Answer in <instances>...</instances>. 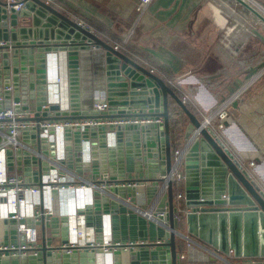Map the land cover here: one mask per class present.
Masks as SVG:
<instances>
[{"label": "water", "instance_id": "95a60500", "mask_svg": "<svg viewBox=\"0 0 264 264\" xmlns=\"http://www.w3.org/2000/svg\"><path fill=\"white\" fill-rule=\"evenodd\" d=\"M235 1L255 13L241 0ZM23 2L24 7L15 11L7 6L6 0H0V41L6 43L0 46V98L3 99L0 109L9 108L11 100L20 99L23 110L34 107L39 111L41 106L46 105L47 62L59 54L66 58L70 111L60 113L59 105L51 104L33 121L95 118L156 120L159 117L163 120L161 124L110 126L115 131L114 145L107 146L106 134L102 131L100 140L91 144L89 160L81 156V139H97L98 133L93 130L81 132L78 128L64 129L65 160L60 158L59 161L79 174L90 175L94 183L104 186L103 192H93L92 202L79 213L86 218L94 214L98 219L101 213H118L122 226L130 221L134 227L137 219L141 223L139 228L135 226L138 232L143 231L145 225L151 230L155 228L157 235L149 242L144 238L145 232H139L138 238L129 235V239L145 242L120 245L129 249L132 264H178L180 254L176 250L175 238L182 239L184 236L179 231L183 220L188 225L187 233L226 257L227 264H264V191L209 128L202 129L199 138L180 156L177 170L185 177L181 184V199L175 202L173 183L168 181L166 193L153 213L157 222L146 223L141 217H134V197L138 190L125 189L123 185L130 182L145 184L144 192L149 204L156 197L163 178L172 171L175 147L170 141L169 99L189 121L184 144L193 130L199 127V118L154 72L114 45L99 39L89 28L41 0ZM254 35L264 44L262 35L256 31ZM93 47L103 51L105 97L110 109L106 114L87 111L81 105L79 53ZM262 69L264 59L249 67L242 78H237L227 88L228 96L237 95ZM236 103L233 100L231 105L235 107ZM36 136L39 137V129H36ZM36 148L41 150L39 142ZM6 155L10 159L13 151L8 149ZM15 155L17 171L26 172V166L32 164L41 174L48 165L34 156H22L20 149L15 151ZM7 167L12 170L10 161ZM101 174L107 176L106 181L95 180ZM128 174L142 177L128 178ZM37 184L40 186V183ZM110 184H119L120 187ZM164 207L166 213L160 217ZM40 222L43 229L50 228L58 233L59 225L66 219L51 217L47 220L41 216ZM8 223L11 230H15L16 222L9 220ZM97 225L100 226L99 222ZM134 246L138 248L136 253L132 250ZM99 247L97 245L96 249L99 250ZM69 248L66 241L58 247H48L42 241L41 247L27 251L26 256H0V264H64L60 254ZM88 249L89 244L72 248L68 254L70 263L77 264L79 257L87 256ZM214 260L216 258L209 257V261Z\"/></svg>", "mask_w": 264, "mask_h": 264}, {"label": "crops", "instance_id": "0c3cea01", "mask_svg": "<svg viewBox=\"0 0 264 264\" xmlns=\"http://www.w3.org/2000/svg\"><path fill=\"white\" fill-rule=\"evenodd\" d=\"M136 2L137 0H55L52 6L89 28L99 39L114 45L138 64L154 72L170 89L172 86L177 88L188 97L196 111L206 112L216 107L228 96L227 88L237 78H242L249 67L263 60L262 58L259 62H253L249 57L252 54H249L244 58L245 62L237 61V54L243 47L242 43L237 42L241 29H225L228 18L221 9L220 0H152L139 19L135 10ZM257 32L261 35L259 31ZM254 36L264 45L256 35ZM54 58L57 63L64 65L65 58L59 54ZM79 70L81 105L82 108L88 109L95 96L101 92L105 93L103 51L93 47L80 52ZM262 70L234 97L233 100L237 103L235 107L231 105L228 110L229 118L224 131L226 134L223 132L222 140L241 163H254V167L247 166L246 169L264 191V69ZM169 107L172 110H179L171 99ZM180 114L179 110L182 123L180 129L177 127L178 130L175 131L173 145L175 148L184 145V133L189 123L188 119ZM89 177L92 180L90 175ZM126 177L140 178L142 175L128 174ZM179 191L182 194L181 185ZM138 192L145 193L141 188ZM174 193L176 194V191ZM153 201L152 199L148 207L143 209L142 214L134 213V217H141L146 223L153 222L144 216V212L150 210L152 206L154 209L158 207L160 199L156 203ZM3 212L4 209H0V213ZM101 214L99 219L94 214L88 218L80 216L82 221L79 223L78 220L73 229L69 226L70 223L69 225L66 222L61 223L58 233H54L50 228L43 229L41 223H38L36 228L39 241L36 248L41 247L42 241L48 247L61 246L63 241L68 243L70 239L76 238L73 233L75 230L81 232V242H88L92 238L96 243L102 242L106 235L110 236L113 244L127 245H140L145 242L140 239L132 242L129 235L138 238L139 232H145L144 238L147 242L157 235L155 228L151 230L146 225L143 231L138 232L135 226L139 228L141 223L136 221L137 219H134L136 222L134 227L130 225L132 224L130 221L128 225L125 222L122 226L120 214ZM96 222H99L100 226ZM65 226L70 227L69 239L66 237ZM187 229L188 225L184 220L181 221L179 231L184 238H175L179 254L185 251V238H191ZM17 241L18 238L8 221L1 218L0 245L16 244ZM203 248L213 254L217 253L206 246ZM132 250L136 253L138 248L134 246ZM128 251L127 248L106 254L97 249L88 250L87 256L79 257L77 264H132ZM60 255L64 264H72L68 254L62 252ZM178 264H227V262L226 257L219 256L214 261L180 260Z\"/></svg>", "mask_w": 264, "mask_h": 264}, {"label": "built area", "instance_id": "2783aa9c", "mask_svg": "<svg viewBox=\"0 0 264 264\" xmlns=\"http://www.w3.org/2000/svg\"><path fill=\"white\" fill-rule=\"evenodd\" d=\"M47 5H53L55 0H41ZM152 0H137L135 10L138 19L147 10ZM7 6L19 11L24 7L23 0H6ZM6 45L5 42L0 41V46ZM116 48V47H115ZM56 57V56H54ZM51 58L46 69L47 80V102L46 105L41 106L37 111L34 107H29L26 110L22 108V100L12 101L9 108L0 109V209H4L0 213V219L14 220L16 228L14 235L18 238L16 244L0 245V256L8 257H23L28 254L27 251L35 249L38 245L37 224L41 223L40 218L44 216L45 219L51 217L65 218L66 223L70 227L75 228L76 223L82 216L79 211L84 209L86 205L92 202L94 191H104L103 185L94 183V180L88 178L84 174H79L75 169H69L59 161L60 158L65 160L64 140L62 133L66 128H78L81 132H89L93 130L98 133L97 139H90L88 141L81 139V156L84 160H89V152L92 143H97L100 140V133L102 131L106 134L107 146L114 145L115 131L110 129L121 125H144V124H161L162 118L156 120L150 118L137 119H117V118H95L85 120H41L33 121L37 115H41L44 110L51 104L59 105L60 113L69 112V95H68V79L66 58L64 65L57 63L55 58ZM63 85V87H62ZM61 87V88H60ZM11 89V88H7ZM236 96V95H235ZM235 96L225 97L216 107L209 111H197L200 124L195 128L190 137L186 140L183 147H178L173 150V167L168 176L163 178L159 185L156 197L153 203H156L167 190V182L173 183V188L176 191L174 200L179 201L182 194L179 187L185 180L182 172L178 171V164L180 156L197 138L202 129L209 128L218 138L222 140V134L225 129V122L229 118L228 110ZM188 99L187 96H185ZM3 101L2 97L0 102ZM17 109L19 112H17ZM87 111H96L98 114H106L110 111L106 101L105 93L93 98L91 106ZM53 114V113H52ZM49 115V113H48ZM36 129H39V137L36 136ZM51 131V132H50ZM25 136V137H24ZM223 141V140H222ZM39 142L41 150L36 148ZM11 149L13 151L12 157L8 159L6 151ZM21 150L22 156L36 157L41 162H46L48 165L43 168V172L38 174L36 165H28L27 171H17L15 151ZM52 154V155H51ZM12 163V170H8L7 162ZM244 167H254L253 162L242 163ZM26 173V174H25ZM38 177V180H37ZM36 178V181H33ZM95 180L106 181L107 176L102 175ZM37 183H40L38 186ZM114 185V184H113ZM110 184V186H113ZM119 186V184H115ZM145 184H138L130 182L123 185L125 189H139L144 190ZM133 211L136 214H142L144 208L148 207L146 194L136 191L134 197ZM155 207L144 212L147 220L156 222L153 216ZM148 212V213H147ZM166 213H160L163 217ZM176 217V215H175ZM82 219L79 221V223ZM73 223V224H72ZM67 226L66 237L70 238V227ZM75 239L68 242L69 249L65 252L69 254L72 248L84 247L89 244L88 250H96V246H100L99 250L110 254L113 251H120L122 248L119 244H113L110 236L104 235L102 242L96 243L93 238L88 242H81V232L75 230ZM98 250V249H97ZM97 255V253H96ZM209 257L218 258L217 253L206 251L201 245L196 244L189 238L186 239L185 251L180 254V260L188 262H207Z\"/></svg>", "mask_w": 264, "mask_h": 264}, {"label": "rangeland", "instance_id": "374dc122", "mask_svg": "<svg viewBox=\"0 0 264 264\" xmlns=\"http://www.w3.org/2000/svg\"><path fill=\"white\" fill-rule=\"evenodd\" d=\"M220 1L222 6L221 9L228 18V25H226L225 29H237V30L241 29L239 30L237 42L242 43L243 47H242V51L237 54V58H238L237 61L245 62L246 59L244 58L247 57L249 54H252L249 57L252 58L253 62H259L260 60H262V58L264 59V45H262L253 35L254 34L253 32L256 30L259 31L261 35H264V21L263 22L258 21L254 16L256 12L253 14L252 11H250L248 8L241 5L240 3L236 2L235 0H220ZM254 1L264 9V0H254ZM257 14L258 13H256L255 15L258 17ZM173 115H174L173 124L176 126V129L177 127L180 129L182 120H181V116H179V110H173ZM224 133L226 134V132ZM178 134L181 135V132H179ZM190 240L193 241V243L195 242L196 244H199L201 246L203 245L201 242H197V240L194 237H191ZM217 255L220 256L219 254Z\"/></svg>", "mask_w": 264, "mask_h": 264}, {"label": "trees", "instance_id": "16d2710c", "mask_svg": "<svg viewBox=\"0 0 264 264\" xmlns=\"http://www.w3.org/2000/svg\"><path fill=\"white\" fill-rule=\"evenodd\" d=\"M172 91L179 97V99L184 103V105L186 106V108L193 113L194 115H198L196 109L194 108V106L192 105V103L185 98V96L175 87L172 86ZM175 104V103H174ZM170 110V118H169V124H170V141H171V145H174V135H175V131H176V126L173 124V110Z\"/></svg>", "mask_w": 264, "mask_h": 264}, {"label": "bare ground", "instance_id": "6f19581e", "mask_svg": "<svg viewBox=\"0 0 264 264\" xmlns=\"http://www.w3.org/2000/svg\"><path fill=\"white\" fill-rule=\"evenodd\" d=\"M241 1H243L250 9H252L253 11H255L256 13H258V15H260V17H261V20H260V18L259 17H257L254 13V16L256 17V19L258 20V21H262L263 22V20L262 19H264V9L259 5V4H257L254 0H241ZM236 2H238V1H236ZM262 2V1H261ZM239 3V2H238ZM238 19V18H237ZM240 19V18H239ZM242 21H243V19H242ZM245 39V38H244ZM263 71V70H262ZM255 80V79H254ZM252 83V82H251Z\"/></svg>", "mask_w": 264, "mask_h": 264}]
</instances>
